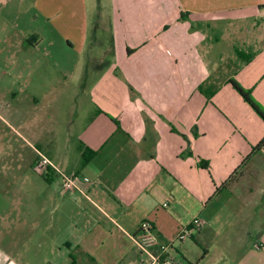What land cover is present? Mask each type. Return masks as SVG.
<instances>
[{"label":"crops","instance_id":"1","mask_svg":"<svg viewBox=\"0 0 264 264\" xmlns=\"http://www.w3.org/2000/svg\"><path fill=\"white\" fill-rule=\"evenodd\" d=\"M101 6L0 0V150H27L15 169L40 221L25 212L22 225L43 261L150 264L132 242L147 221L176 262L264 264V123L229 83L264 108V0ZM36 151L84 194L35 173ZM7 241L0 264H14Z\"/></svg>","mask_w":264,"mask_h":264},{"label":"rangeland","instance_id":"2","mask_svg":"<svg viewBox=\"0 0 264 264\" xmlns=\"http://www.w3.org/2000/svg\"><path fill=\"white\" fill-rule=\"evenodd\" d=\"M95 4H99L101 2L102 6L100 9V15L103 13L102 7L103 4L106 2V0H94ZM101 34H104V37L107 38V32H102ZM106 46L107 44H103ZM222 59V63H223ZM225 63V62H224ZM223 63V65H225ZM229 65V64H228ZM227 67V66H226ZM255 100V99H254ZM256 101V100H255ZM257 102V101H256ZM258 103V102H257ZM262 110L264 111V108L260 103H258ZM2 152V156L0 155V196L6 194L7 196L4 198L0 197V248L7 246V239L9 236V244L14 243V264H54L56 262H49V261H43L44 257L41 256L42 250L40 248L41 243L39 240L38 232H32L31 234H26L28 229L24 230L22 225L23 222V214L25 212L33 213V216L35 217L36 222L40 221V208L38 204V200L35 203H24L23 197L26 196H36L38 197V191H34L32 193H26V187L23 186L24 177L27 173L26 170H23L22 168L20 170L15 169V165L17 162V159L21 160L25 159V153L27 150H20L21 157L19 156H11L6 157L5 150H0ZM22 165V162L19 163ZM3 168H6L7 170H4ZM7 171V172H6ZM6 173L9 174V178H6ZM33 174V173H32ZM244 174H247L246 171H244ZM12 175V176H10ZM253 177L255 179L260 178V174H255ZM11 180L14 182L13 185H8V180L10 182ZM28 178H32V176H28ZM34 178V177H33ZM8 198V199H7ZM13 200L14 203H10V201ZM9 201V202H8ZM13 213V217L15 216V229L13 232L7 233L6 226L2 225V215L3 217H6L7 214ZM5 218V222H6ZM11 239V240H10ZM178 262L180 264L183 263V260L178 258ZM57 264V263H56Z\"/></svg>","mask_w":264,"mask_h":264},{"label":"built area","instance_id":"3","mask_svg":"<svg viewBox=\"0 0 264 264\" xmlns=\"http://www.w3.org/2000/svg\"><path fill=\"white\" fill-rule=\"evenodd\" d=\"M37 159L34 163V172L39 175L47 173L55 174L60 180V188L64 192H78L84 194L82 181L78 174L74 173L66 175L62 173L44 154L36 151ZM165 206V205H164ZM202 225L200 219L195 218L191 222V229L181 230L176 237L177 242L186 241L190 234ZM132 242L137 250L146 255L150 260V264H178L173 260L169 252L172 243H162L158 241L153 233V229L149 222L144 221L140 224L139 231L132 237Z\"/></svg>","mask_w":264,"mask_h":264},{"label":"trees","instance_id":"4","mask_svg":"<svg viewBox=\"0 0 264 264\" xmlns=\"http://www.w3.org/2000/svg\"><path fill=\"white\" fill-rule=\"evenodd\" d=\"M129 52V50H128ZM229 83L232 85L236 93L242 98V100L249 106V108L255 113V115L264 123V111L261 106L254 100L251 90L243 88L235 80L231 79ZM264 147V137L261 141L253 148L255 151H260ZM88 157L82 156V164L87 163ZM231 178V177H230Z\"/></svg>","mask_w":264,"mask_h":264}]
</instances>
